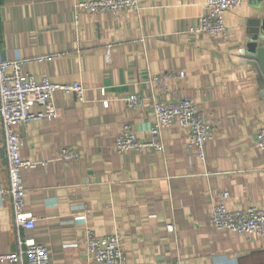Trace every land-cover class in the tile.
<instances>
[{
    "label": "crops",
    "instance_id": "1",
    "mask_svg": "<svg viewBox=\"0 0 264 264\" xmlns=\"http://www.w3.org/2000/svg\"><path fill=\"white\" fill-rule=\"evenodd\" d=\"M78 1L0 0L2 59L22 61L37 80L85 89L84 102L54 95L56 120L19 128L22 158L36 164L23 171L25 211L37 220L28 236L46 246L50 264H98L87 252L89 230L119 234L126 264H264V240L212 224L224 193L230 212L264 210V152L256 142L264 87L244 58L251 22L261 18L256 0L226 13L224 36L192 33L207 0H138V12L117 15L79 12ZM156 77L168 79L166 91L152 83ZM131 95L146 107L129 108ZM183 99L214 127L205 160L177 120L162 130L163 152L116 153L126 125L149 141L153 105ZM63 149L79 159L59 160ZM7 166L0 125L4 186ZM17 250L12 204L0 197V257Z\"/></svg>",
    "mask_w": 264,
    "mask_h": 264
},
{
    "label": "built area",
    "instance_id": "2",
    "mask_svg": "<svg viewBox=\"0 0 264 264\" xmlns=\"http://www.w3.org/2000/svg\"><path fill=\"white\" fill-rule=\"evenodd\" d=\"M243 0H207L206 15L200 24L192 29L193 34L206 33L211 36L226 35L225 15L237 9ZM79 12L88 14L117 15L126 10L138 12V0H79L76 5ZM22 61H4L0 55V125L3 129L4 142L8 161V185L0 183V197H8L12 204L14 226L17 231L18 250L15 253L1 256V261L11 264H50L49 252L46 246L39 245L28 236L36 226V218L25 211L26 189L23 181V171L35 168L36 164L22 158V140L19 128L41 120H56L59 112L54 103L56 93L74 94L80 102L85 101V89L79 83L57 84L43 77L37 80L34 76L24 74ZM176 78L184 79L180 74ZM163 91L167 90L168 79L156 77L152 80ZM105 96V91L102 92ZM131 109L146 107L144 98L131 95L125 99ZM110 101L104 100L108 108ZM40 108L37 113L33 109ZM154 124L150 128L149 141L138 139L134 130L126 125L115 142L114 149L122 155L130 151H148L157 153L164 151L162 130L178 121L181 128L191 133L192 145L196 147L199 157L206 158V145L215 139L212 124L199 112L195 102L183 99L179 102L161 101L153 105ZM256 142L264 152V128L257 132ZM79 159L75 149H63L59 160L74 162ZM228 193L220 196V203L212 213V224L218 231H229L236 235L257 236L264 240V210L256 207L245 211L230 212L226 206ZM173 231V227H169ZM86 248L89 258L98 264H126L127 256L122 249V239L119 234L99 238L91 230L86 233Z\"/></svg>",
    "mask_w": 264,
    "mask_h": 264
},
{
    "label": "water",
    "instance_id": "3",
    "mask_svg": "<svg viewBox=\"0 0 264 264\" xmlns=\"http://www.w3.org/2000/svg\"><path fill=\"white\" fill-rule=\"evenodd\" d=\"M254 8L261 18L251 22L250 42L244 58L256 68L264 87V0H256Z\"/></svg>",
    "mask_w": 264,
    "mask_h": 264
}]
</instances>
